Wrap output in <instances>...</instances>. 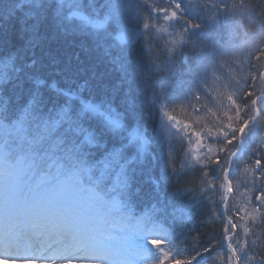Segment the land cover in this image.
Listing matches in <instances>:
<instances>
[{
	"label": "snow or ice",
	"instance_id": "6c2138e0",
	"mask_svg": "<svg viewBox=\"0 0 264 264\" xmlns=\"http://www.w3.org/2000/svg\"><path fill=\"white\" fill-rule=\"evenodd\" d=\"M208 7V0H137L134 6L120 0H108L102 6L97 0H0V47L14 38L9 37L7 28L12 22L20 25L21 40L19 48L0 54V262L30 264L35 252L47 251L53 259H44L41 264H56L57 259L70 264L63 260L66 254L82 256L79 264H136L135 257H143L150 264H182L177 258L179 252L174 253L171 247L164 250L165 241L154 234L158 228H167L172 235L168 243L178 242L173 227L167 225L169 218L172 225L176 223L174 212L168 209L181 203L184 193L190 195L186 188L170 190L174 178L180 175L175 167L170 169L171 153L163 169L157 165L152 170L151 195L155 203L152 213L146 214L134 230L136 239L131 246L127 237L119 247L110 243L116 239L112 229L117 220L101 192L109 178L130 188L152 165L147 154L150 145L162 142L156 129L150 134L143 122L136 84L137 77L148 68L140 61L134 41L144 35L162 40L171 36L167 50L174 51L177 45L184 47L203 34L198 21L209 15ZM218 8L213 0L211 9ZM49 28L65 38L78 34L87 37L90 46L82 42L81 50L97 52V62L81 59L79 52L69 50L71 45L37 58L35 49L47 39ZM260 54L264 55V49ZM104 61L119 73L111 86L103 83L104 74L97 70ZM211 67L217 66L212 63ZM207 71L208 67H204ZM258 77L264 81V71ZM201 92L202 85L193 80L188 93L197 103ZM247 95L253 99L251 107L243 106L246 113L233 95H228V109L222 115L212 113L216 123L206 133H190L198 149H206L202 158L207 161L205 167L216 165L209 169L212 179L203 182L214 188L215 181L221 179L219 187L228 194L233 192L229 178L230 170L235 171L233 158L244 151L255 134L249 123L264 112V95H255L254 91ZM167 120L180 123L171 115ZM166 127L162 125L161 131ZM188 127L184 124V128ZM180 131L177 128L174 135ZM205 135L212 142L233 147H220L219 152L225 153L221 158L210 144L204 145ZM255 163L256 169H261V160ZM259 177L264 182V170ZM24 190L28 195H21ZM253 190L258 194L254 205L249 198L251 211L241 207L230 215L228 196L222 197L226 210L224 241L231 253L227 264H264V260L249 255L255 252L257 240L264 233L258 234L251 227L243 229L245 238L249 233L257 237L251 247L248 239L241 243L233 235L239 227L234 217L253 224L259 221L257 226L264 230V188L254 182ZM194 212L195 208L189 213L193 220ZM196 252L199 255V249ZM192 260L196 256L184 264H192Z\"/></svg>",
	"mask_w": 264,
	"mask_h": 264
},
{
	"label": "trees",
	"instance_id": "16d2710c",
	"mask_svg": "<svg viewBox=\"0 0 264 264\" xmlns=\"http://www.w3.org/2000/svg\"><path fill=\"white\" fill-rule=\"evenodd\" d=\"M211 3L207 9L209 15L201 16L198 21L202 25L203 34L189 41L186 46L177 45L174 51L167 50L166 45L172 40L171 36L162 40L154 35H145L147 36L145 44L139 40L134 42L140 61L148 68L137 77L136 84L139 88L138 103L142 104L143 122L150 134L153 128L156 129V135L162 142L153 141L150 145L147 154L152 158V165L130 188H123L118 179L109 178L104 182V190L101 192L110 206L119 202V208L113 210L117 220L115 231L135 242L134 230L138 223H143L146 214L152 213V205L155 203L151 195L152 170L157 169V165L159 169H163L165 158L171 153L170 169L175 167L180 175L174 178L169 186L170 190L186 188L190 195L184 193L181 203L168 209L169 212H174L176 223L172 225L169 218L167 225L173 227L178 242L171 245L168 243L172 235L167 228L165 230L158 228L154 234L165 241L162 246L164 250L171 247L174 253L179 252L177 258L182 260V264L192 256H196L199 264H227V257L231 255L224 241L226 216L223 213L226 210L223 207L225 202L222 197L228 194L224 188L219 187L221 179L215 181L214 188L203 182L205 179H212L209 169L216 168V165L213 163L205 167L207 161L202 158L206 154V149H198L196 138L190 136V133L194 130L206 133L207 128L216 123L212 113L219 112L222 115L223 111L228 109V95H233L236 102L242 105V112L245 113L247 109L243 106L251 107L250 101L253 99L252 96L247 95L248 92L254 91L255 95H264V81L258 77V73L264 71V55L260 54V49H264V0H224L223 3L215 0L219 5L216 11L211 9ZM7 28L9 37L14 38L10 43L0 47V54L5 55L19 48L21 43L18 38L20 25L12 22ZM41 31L44 33L45 29ZM82 42L90 46V41L83 35L65 38L49 28L47 39L35 49V55L39 58L43 53L49 51L55 53L71 45L69 50L79 52L81 59H87L90 63L97 62L99 54L95 51L83 52L80 47ZM31 55L32 53L29 52L28 57ZM258 55H260L259 60L256 59ZM212 63L217 67L212 68ZM204 67H208L207 73L204 72ZM97 70L104 74L103 83L108 86L119 77L118 71L106 61L101 62ZM201 76L204 80L200 79ZM193 80L202 85V92L198 93L199 103L188 93ZM186 95L188 99H185ZM257 107H260L259 101ZM168 115L180 121L177 128L181 131L178 135H174L177 128L167 120ZM184 124H188L189 127L184 128ZM162 125H167L163 132ZM249 128L253 129L255 134L245 145L242 154L233 161L235 171L229 172L233 192L226 203L231 209L230 215L241 207H249L251 211L249 198L253 205L257 203L255 196L258 192L253 190L254 182L264 188V182L259 177L260 171L255 170L257 159L261 160V170H264V152L261 147L264 143V112ZM247 134L248 129L245 130V135ZM203 143L210 144L214 154H218L221 158L225 157V153L219 152L220 147L229 150L233 147L212 142L207 135ZM197 157L201 158L200 162L197 161ZM193 208H195L194 220L189 214ZM243 215L241 212L240 216ZM234 219L239 227L233 235L241 243L244 239H248L249 247L251 241L256 240L257 237L249 233L245 238L243 232L245 227L254 228L258 234L264 233V230L257 226L259 221L253 224L251 220L236 217ZM262 245H264V234L257 240L255 252H249V255L264 260ZM146 247L151 249L150 245ZM205 248L209 250L205 251ZM245 251H248V248H245ZM196 260H192V264H196ZM145 264H150V261H145Z\"/></svg>",
	"mask_w": 264,
	"mask_h": 264
},
{
	"label": "rangeland",
	"instance_id": "374dc122",
	"mask_svg": "<svg viewBox=\"0 0 264 264\" xmlns=\"http://www.w3.org/2000/svg\"><path fill=\"white\" fill-rule=\"evenodd\" d=\"M106 2H108V0H97V4H98V6H102V5H104ZM120 2H122V3H126V4H131V5H135L136 4V2H137V0H120ZM193 2L194 3H201L202 2V0H193ZM212 2V0H208V3H211ZM143 14V12H141V15ZM210 14H212V13H210ZM140 31L141 32H143L144 30L142 29V27H141V29H140ZM146 37L147 36H141V37H137V39H136V41L137 40H139L140 42H142V44H145L146 42H147V40H146ZM145 40V41H144ZM257 121V120H256ZM255 121V122H256ZM254 122V123H255ZM253 123V124H254ZM173 124V123H172ZM174 125H176V124H174ZM262 149H264V143L262 144ZM262 152H264V151H262ZM114 232H113V230H112V234H113ZM113 236L114 237H116V239H113V240H111L110 241V243H112L115 247H119L120 246V244L123 242V238L122 237H119V236H117L116 234H113ZM125 235H123V237H124ZM105 240H107V236H105ZM127 243L128 244H131L132 243V241H129V240H127ZM81 258H82V256H81ZM81 258L80 257H78V258H74V259H69V260H67V261H69L70 262V264H79V261L81 260ZM117 259H119V257H117ZM133 259H135L136 260V264H143V257H135V258H133ZM5 262H0V264H4ZM39 264H41V261L40 262H38ZM56 264H63V262L62 261H59V262H56ZM85 264H86V262H85Z\"/></svg>",
	"mask_w": 264,
	"mask_h": 264
}]
</instances>
